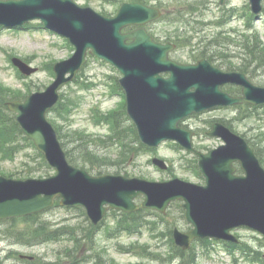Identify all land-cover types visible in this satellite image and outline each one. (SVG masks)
<instances>
[{
  "label": "water",
  "instance_id": "1",
  "mask_svg": "<svg viewBox=\"0 0 264 264\" xmlns=\"http://www.w3.org/2000/svg\"><path fill=\"white\" fill-rule=\"evenodd\" d=\"M250 1L258 16L263 0ZM159 16L158 8L140 3H124L116 16L105 17L73 0H0V26L20 27L41 19L45 28L68 37L76 48L72 57L56 63L55 81L46 91L8 104L23 132L34 139L57 173L24 180L0 176V219L42 211L60 197L61 205L84 206L91 220L98 223L109 208L137 210L135 198L144 195L143 207L162 212L171 201H184L185 216L193 228L188 232L174 231L176 243L184 249L198 237L237 241L231 230L238 227L264 235V167L253 148L218 122L209 135L221 137L226 144L204 153L192 147L193 132L178 126L186 115L218 105L264 103V88L253 85L242 73H223L206 60L198 64L172 61L168 53L174 45L153 41L144 28L121 33L126 25H143ZM128 39L133 41L128 43ZM89 48L124 74L120 82L127 93L128 112L142 140L159 145L163 140L177 139L194 151L205 185L179 178L159 182L122 175L93 176L69 163L46 114L58 101L59 89L75 77L86 61ZM13 62L24 74L37 70L20 58H13ZM161 72H169L170 76L165 78ZM226 82L241 84L243 96L223 93L220 85ZM154 162L167 167L163 160ZM236 162L244 174H236Z\"/></svg>",
  "mask_w": 264,
  "mask_h": 264
},
{
  "label": "rangeland",
  "instance_id": "2",
  "mask_svg": "<svg viewBox=\"0 0 264 264\" xmlns=\"http://www.w3.org/2000/svg\"><path fill=\"white\" fill-rule=\"evenodd\" d=\"M75 1L82 6H91L105 15L115 14L119 8V3L113 0ZM146 1L149 4H159L164 9L165 17L149 29L156 37L162 40L172 39L179 44L178 49L172 54L176 60L190 62L202 51L207 52V54L212 53L216 58H219L220 54H240L243 53L244 49L243 41L247 40H257L259 49L264 52V21L263 19L249 20L247 18L249 15L248 0H229L227 7H236L240 16L235 14L234 18L233 16L228 17L223 24L216 23L220 16L219 0ZM190 3L197 4L195 7L198 9L197 15L193 18H190V13L187 15ZM187 16H189V25L184 23ZM39 23L38 20L32 22L33 25H39ZM34 28L32 31L26 28L18 31L13 29L0 30V88L3 93L7 94L6 96H9V99L25 97L35 91H44L54 80V64L59 60L71 57L73 54L74 49L67 39L43 29L40 30V28ZM218 43L220 46H217ZM13 57L24 59L32 66L37 67L38 71L26 77L21 75L18 68L12 63ZM215 63L221 67L227 65L235 67L237 65L232 57H227L226 60L217 59ZM111 76L119 78L120 74L109 64L96 58H90L81 74L63 88L61 104L49 115L61 133L66 148L69 151L73 149L74 155L78 152L76 146L84 140V136L96 138L92 143H89L88 150L109 158H116L120 154V146L109 145L110 140L106 135L108 128L101 123V116L94 115L91 111L92 108L99 107L101 114L105 117L111 110L118 109V105L123 102V95L115 88V79ZM92 81L96 85L87 88L86 84ZM253 81L264 85V68L259 67L258 73L253 75ZM256 111L248 108H223L190 117L189 127L199 133V136L195 138V146L206 151L221 144L219 139L206 138L204 132L209 128L212 120L227 119L238 133L244 134L256 143L264 160V118H257ZM19 144L21 145L23 142ZM155 153L157 154L140 151L122 168L121 173H129L130 176H142L149 180H168L179 177L197 183L202 182L193 166V155L174 149L169 144L160 146ZM154 156L165 159L172 170H159L150 161ZM32 157H34L33 150L26 147H23L13 159H3L0 156V174L8 176L12 174L14 178H28L54 173L53 169L49 173H31L30 170H33L31 167L37 166L36 162H31ZM91 161L92 159H84L86 165L84 167L93 168ZM116 170L109 167L106 172L113 173ZM148 218L152 219L151 215H148ZM39 220L49 222L52 227L70 225L76 228L79 233L86 234L87 238L83 243L85 252L82 249L78 254L81 257L89 254L94 255L92 261H86V264L96 262L99 264H166L160 258L152 259L150 257L157 250L165 252L167 246H164V249L159 246L157 250L149 248V254L145 257L117 251L116 247L119 244L143 246L155 244L156 241L146 234L140 237L126 235L115 237L114 232L110 234L115 223L113 216H107L102 227L95 230L93 235L86 215L82 214L80 210L55 207L44 213ZM174 224L184 230L189 227L177 207L171 208L165 219L163 225L165 235H168V227ZM29 225L31 222H18L14 228L24 229ZM7 227L8 224H0V231ZM9 234L11 235L10 232ZM235 234L239 236L242 242H247L259 250L261 255H264V239L260 234L247 229H238ZM2 235L4 236L3 233ZM11 236L6 235L5 240H0V259L3 264H22L19 260L21 254L35 255L37 260L45 264L48 262L73 264V259L66 257L72 249V243L68 239L28 246L17 241L15 235ZM86 249L89 250L86 251ZM182 256L187 257V255ZM179 257L180 254L176 258ZM192 257L195 258V264H257L243 258L241 252L226 251L224 245L218 243H208L202 248L195 246L189 252V259Z\"/></svg>",
  "mask_w": 264,
  "mask_h": 264
},
{
  "label": "trees",
  "instance_id": "3",
  "mask_svg": "<svg viewBox=\"0 0 264 264\" xmlns=\"http://www.w3.org/2000/svg\"><path fill=\"white\" fill-rule=\"evenodd\" d=\"M197 4L190 3V8H195ZM190 14L193 11H189ZM264 21V16H262ZM257 40H247L243 41V53H240L242 58L240 65L238 66L239 69L244 70H251L253 72L258 73L259 67L264 68V52H262L258 44ZM217 46H220L217 44ZM205 53L202 52L201 54ZM247 68V69H246ZM1 89V88H0ZM3 93V90H0V154L4 158H13L15 155L23 148H31L35 149L34 143L24 136L21 131V128L18 122L14 118V114L9 111L7 107V101L9 96ZM16 98V97H14ZM61 103L59 102L57 106L54 108H58ZM120 113H112V132L109 135L108 139L110 140V144L118 143L121 146V155L117 156L116 158H109L107 156H102L96 154L87 149L89 143H92L96 138L91 136H84V140L80 142L78 146V152L76 155L73 154V149L69 151L66 148L67 156L69 161L77 166L84 167V159H92L91 163L93 164V168H89L91 172H95L97 174L106 172V169L109 167L117 169L116 172H121L122 168L129 162V160L135 155L133 153L140 152L144 149V146L139 142L136 129L134 125L129 121V118L125 114V108L122 106ZM107 121L110 119L107 118ZM130 123L128 128H125V123ZM60 134V132H59ZM130 134V135H129ZM62 137V135L60 134ZM63 140V138H62ZM23 142V144H19ZM252 146L255 148L257 154L260 156L262 162L264 160L262 158V153L260 149L256 145L255 142L249 140ZM34 160L33 162L37 163V166L31 167L30 170L32 172H40V173H48L50 171V166L46 162L45 158L41 153L38 151H34ZM83 164V165H81ZM194 165L196 167V162L194 160ZM86 166V165H85ZM88 168V167H87ZM179 207V206H178ZM151 213L149 211H145L140 209L137 212L125 214L120 213L121 216L119 218V229H124L129 232H136L140 230V227L144 225L145 220L142 217L143 214ZM40 215L35 214L31 215L22 219H10V220H3L0 221L1 224H8L6 229L0 231V233L4 234V237L8 235H15V239L17 241L22 242L28 245H38L46 241H53L57 242L62 239H68L69 242L72 243L71 252L66 255L67 258L73 259V264H78L81 262L82 258H78V254L81 252V248L83 244L80 241V235L76 231V229L69 225H63L60 227H52L49 222L39 220ZM161 220L165 222V218L161 217ZM18 222L28 223L31 222V225L27 226L26 228L22 229H15L14 226ZM11 233V235L9 234ZM175 249V248H174ZM230 250H238L242 253L244 257H246L251 262L257 264H264V255H261L259 250L254 249L248 243H241L238 245L230 246ZM177 264H195V258H190L189 256L184 257L181 255V251L177 249L173 251V258L177 256ZM63 259V258H62ZM62 259H59L62 261ZM47 264H62L58 262H48Z\"/></svg>",
  "mask_w": 264,
  "mask_h": 264
},
{
  "label": "flooded vegetation",
  "instance_id": "4",
  "mask_svg": "<svg viewBox=\"0 0 264 264\" xmlns=\"http://www.w3.org/2000/svg\"><path fill=\"white\" fill-rule=\"evenodd\" d=\"M239 94H240V90H239V92H238Z\"/></svg>",
  "mask_w": 264,
  "mask_h": 264
}]
</instances>
